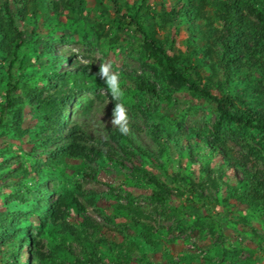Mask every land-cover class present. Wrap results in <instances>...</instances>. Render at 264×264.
<instances>
[{
  "label": "rangeland",
  "instance_id": "374dc122",
  "mask_svg": "<svg viewBox=\"0 0 264 264\" xmlns=\"http://www.w3.org/2000/svg\"><path fill=\"white\" fill-rule=\"evenodd\" d=\"M4 1L0 0V10ZM79 2L34 0L37 11L31 9L25 14L22 3H10L16 26L27 40L17 47L18 58L0 48V115L5 116L1 130L7 132L14 120L2 113L11 88L8 82L14 79L20 80V86L13 95L26 101L17 116L29 129L21 139L11 132L0 134V209L10 204L21 211L19 224L32 235L35 244L42 241L41 250L54 264H90L85 257L92 244H96L102 264H264V207L231 195L249 196L253 184L249 179L264 177L261 135L239 125L215 131L213 105L200 103L185 87L176 88L168 80L165 87L176 91L171 104L137 87L138 75L157 81L149 66L153 61L145 55L144 34L124 15L126 8L117 11L118 6L132 5L137 0H84L81 12L76 9ZM199 10L202 14H198ZM217 11V0H148L142 8V20L153 38L159 39L170 53L189 52L207 44L208 29L222 30L221 21L210 24L201 16L205 13L214 18ZM215 48L212 57L218 53L219 58L209 54L203 57L205 63H215L219 74L211 79L212 70L206 64L203 82L213 91L226 85L227 92L239 93L246 102L260 107L255 96L258 80L243 82L245 73H237L227 82L222 67L228 55L222 54L221 43ZM238 50L241 59L250 61L243 49ZM25 54L21 70L20 58ZM57 55L62 59L54 62ZM101 65H108L110 74L118 75L120 100L113 97L106 80L96 75ZM54 67L62 75L46 83L45 75L51 74ZM84 68L86 74L81 79L67 74ZM79 81L91 88L71 95L62 127L54 123L34 139L32 131L37 124L32 118L37 107L35 103L30 105V97L39 90L45 97L60 89V93H68ZM116 103H123L127 110L130 143L125 147L129 155L112 136L120 131L119 126L111 124ZM167 125L183 132L181 146H187V133L194 130L190 135L192 153L176 149L181 146L166 134ZM76 126L91 136L86 141L89 147L106 155L103 166L93 163L94 176L89 175L92 168H87L89 174L75 172L73 164H79L78 159L69 164L70 168L49 157V151L73 136L71 129ZM45 139L49 142L41 145ZM213 144L218 149H213ZM26 171L36 179L41 174L44 177L37 193L40 203L65 195L77 198L82 212L72 204L67 220L58 219L57 225L54 222L44 229L39 220L44 212L39 216L33 198L21 196V191L11 185L23 179ZM153 175L170 193L155 186ZM157 193L163 194V201L155 198ZM86 216L92 221H87ZM11 219L10 216L4 221ZM65 221L80 235L64 234V227L58 223ZM4 225L5 222L0 224V235ZM15 247L11 239L5 244L0 242V258L6 259ZM20 252V261H27L28 252ZM37 261L31 258L27 263Z\"/></svg>",
  "mask_w": 264,
  "mask_h": 264
},
{
  "label": "trees",
  "instance_id": "16d2710c",
  "mask_svg": "<svg viewBox=\"0 0 264 264\" xmlns=\"http://www.w3.org/2000/svg\"><path fill=\"white\" fill-rule=\"evenodd\" d=\"M113 1L117 3V0ZM217 1L218 11L216 17L211 18L205 13L201 16L208 19L210 24L214 21H221L223 24L222 30L218 27L208 29L207 37L210 39L207 41L206 45H198L195 49L189 52L179 50L174 53H170L159 39L153 38L150 29L147 27L144 20H142V8L148 5V0H137V2L132 5L125 3L124 6H118V12H120L123 7L124 9L126 8V13H124V15L131 18V21H134L140 31L144 34L145 55L153 61L152 63H149V66L157 78V81L154 82L146 78L144 75H138L135 77V81L137 87L141 91L148 92L153 97L159 98L166 104L174 102L176 91L175 89L165 87V81L168 80L172 82L176 88L185 87L192 96H195L200 100V103L205 101L213 105V110L216 115L214 121L215 131H221L224 127H234L236 125H239L244 129H255V131L261 135L259 141L264 144V0ZM13 2L22 3V12L24 14L31 9L34 12L37 11L36 5L32 3L34 0H13ZM83 2L84 0H80L79 5L76 7L79 12L83 10ZM10 3H12V0H5L3 7L0 10V37L2 41L0 43V48H6L10 54L17 57V47L24 44L27 39L24 36V32L16 26V16L11 11ZM198 14H202L200 13V10ZM175 15H178V12ZM219 32L222 33L219 34ZM102 33L103 32H101V34ZM65 38L64 35L63 40H65ZM218 42L222 44V48L224 49L222 54L225 56L228 55V57H225L223 61L224 67H222L225 80L227 82L232 81L234 74L237 73H245L243 82H251L256 78L258 80V84L256 85L258 91L257 93L255 92V96L257 97V106L260 107L251 105L252 103H249V101L246 102L243 95H240L239 93L234 94L232 91L227 92L226 85H224L225 87L222 86L220 91H213L207 83L203 82L205 77L203 69L206 67V64L212 70L211 79L213 76H218L219 74L215 63L212 60L209 63H205V57H203L206 54H209L211 58H214V56L219 58L218 53L212 57V54L217 51L215 45ZM222 48L219 49L221 50ZM238 49H243L245 51H243L244 55L249 56L250 61L241 59V51ZM26 58V54L20 58L21 70L25 67L24 61ZM60 59H62V57L57 55L54 62ZM14 62V59L10 61L11 66L14 65ZM51 72V74L48 73L45 75L48 78L46 83H49L53 77L62 75V73L57 71L56 67L52 68ZM67 74L80 76L78 78L81 79V77L85 76L86 69L67 71ZM9 77L12 78V74H9ZM8 85L11 86V88H8L6 94L7 103L3 106L2 113L7 116L10 115L9 119L14 118V120L7 127L8 131L4 132L1 129L4 126L3 119H5V116L3 117L0 115V134L3 135L11 132L14 136H17L18 139H21L22 136L28 132L29 128L23 127V118L20 115L17 116V113L19 111L21 112L26 101H24L23 98L13 95L16 92L15 90L20 86L19 79H14L12 82L9 81ZM89 88H91L90 85L79 81L68 90V93H60V89L58 90V93L45 97L41 90H39L37 95L31 96L30 98L33 102L30 101V105L33 106L35 103V106L37 107L32 118L37 124V127L34 128L35 130L32 131V136L33 133L35 134L34 139L36 137L40 138L41 132L45 131L54 123L60 124L62 127V117L71 95L75 94L76 91ZM64 90L65 89H62V92ZM28 101L29 100H27V102ZM193 131L194 130H189V134L187 133V146H181L180 139L183 132L180 134L179 129L172 128L171 125L170 127L167 125L165 129L166 134L174 140L176 145L181 146H176V149L182 153L186 149L187 151L189 149L188 153L193 152L194 147L191 143V136L194 133ZM71 133L73 136L69 138L65 144L58 145L55 149L49 151V157L53 158L59 165L65 164V166L72 164V161L78 159L80 160V163L73 164L75 166V172L89 174L87 168H92L93 175H89L94 176V174H96V169H93V163L97 162L100 166H103L102 163L103 160L106 159V155L102 150L94 146L89 147L86 144V141L89 140L91 136L85 134L81 127H73ZM112 136L117 140L116 142L121 145L125 154L129 155L130 152L125 147V145L130 143L128 134H123L121 131H118ZM48 142L49 139H45L41 145L47 144ZM212 148L215 150L218 149L214 144L212 145ZM212 148L211 151H213ZM69 167L71 168L72 166L69 165ZM98 169L101 170L102 168ZM206 170L208 169L206 168ZM29 173L30 171L24 172L23 179L14 184L12 183L11 185L14 186L15 190L21 191V196L28 195L33 198V201L36 202V207L39 210V216L44 212V215L39 218L42 222L41 224L43 228L54 224V222L57 225L56 220L58 219L62 218L67 220L68 209L72 204L82 212L83 207L81 202L77 198L69 199L65 195L59 196L54 201L46 200L44 203H40V198L37 193L40 184L42 183L41 179L44 177L41 174V176L36 179L34 176H29ZM151 178L155 186H157L161 192H169V189L161 180L157 179L154 175ZM249 180L253 183L251 185L249 196H242L238 193H232L231 195H234L239 200L245 201L250 205L261 204L264 207V177L253 176ZM155 198L159 201L164 200L162 193L155 194ZM20 212L21 211H17L10 206V204H5L4 209H0V224L5 222V229L0 235V242L5 244L8 239H11V242L17 244V247L10 249L11 252L6 259L0 258V264H29L27 261L31 258H36L38 260L37 263L33 264H54L53 261L50 260L49 255L41 250L42 241H36L35 244L32 235H30L28 231L19 224L18 217ZM10 216L12 218L11 221H4L9 220ZM86 220L89 222L92 221L89 216H86ZM58 224L64 227L63 233L66 235L79 233H77V230L69 221H65L64 224ZM97 227L100 226L97 225ZM96 231H98V229H96ZM35 247L38 249H35ZM89 247L90 251L85 257V261L90 262V264H102L103 259L98 253L96 244H92ZM22 249H25V251L28 252V259L25 262L20 261L18 258L21 253L20 250Z\"/></svg>",
  "mask_w": 264,
  "mask_h": 264
},
{
  "label": "clouds",
  "instance_id": "9594fccd",
  "mask_svg": "<svg viewBox=\"0 0 264 264\" xmlns=\"http://www.w3.org/2000/svg\"><path fill=\"white\" fill-rule=\"evenodd\" d=\"M96 75L103 80H106V83L111 90L113 97L117 100H120L122 93L119 90L118 86V75L110 74V68L108 65H101L100 70ZM115 119L111 121L112 126H119L120 131L123 134H127L129 129L127 125V110L123 103H116L114 108Z\"/></svg>",
  "mask_w": 264,
  "mask_h": 264
}]
</instances>
